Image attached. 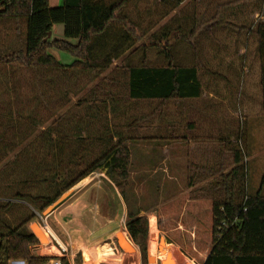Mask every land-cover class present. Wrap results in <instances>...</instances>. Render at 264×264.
Returning <instances> with one entry per match:
<instances>
[{"label":"trees","instance_id":"16d2710c","mask_svg":"<svg viewBox=\"0 0 264 264\" xmlns=\"http://www.w3.org/2000/svg\"><path fill=\"white\" fill-rule=\"evenodd\" d=\"M132 1L63 0L62 5L53 7L49 0H0V14L25 25L21 46L0 48V215L7 219L1 222L4 218H0V264H9L10 260L49 262L51 258L37 256L31 249L40 242L28 228L36 217L35 210L43 212L93 173L106 171L124 191L130 178L131 149L117 124L108 119V114L114 118L121 113L119 98L108 95L109 102L107 98L99 100L96 89L91 88L89 97H81L75 107L89 103V99L102 102L103 109L90 107V121L84 127L70 126L71 117L77 116L72 115V109L62 111L56 119L50 116L45 126L44 109L49 108L46 104L50 97H67L71 93L78 96L81 75L93 78L128 52L135 53L134 47L148 30L142 27L140 15L134 18L124 13ZM56 24L64 25L65 39L48 37ZM166 28L151 34L149 42L160 49L165 65H147L145 53L144 64L123 67L129 100H185L202 95L198 67L176 63L173 53L161 48L162 43L169 42L171 31ZM249 31L258 40L264 113V21L256 22ZM146 45L142 42L138 47L146 49ZM50 48L68 52L75 61L69 66L61 64L49 53ZM93 120L100 122V129L91 127ZM229 130L235 138L231 141L229 136L228 141L232 144L233 167L226 174L220 173L217 187L223 192L218 191L221 196L213 197L211 204L208 250L199 256L191 244L182 245L174 238L169 242L180 244L198 264H264V176L260 190L255 195L248 194L246 152L240 145L246 131L232 124ZM26 205L33 209L23 215L22 207ZM156 212L162 229V209ZM179 220L184 224V218ZM126 229L141 248L143 264H148V217L129 212ZM59 259L61 264H71L65 255Z\"/></svg>","mask_w":264,"mask_h":264},{"label":"rangeland","instance_id":"374dc122","mask_svg":"<svg viewBox=\"0 0 264 264\" xmlns=\"http://www.w3.org/2000/svg\"><path fill=\"white\" fill-rule=\"evenodd\" d=\"M212 5L211 0H201L199 2L189 0L164 17L165 11L170 9V5L165 0L132 1L126 7L124 13L129 16L131 14L134 18L138 15L141 16L140 23L148 31L147 35L137 44L146 43V49L143 46L140 48L138 45L135 46L133 49L135 50L134 54L128 52L117 60V65H113L110 69L97 74L93 78L81 75L77 88L79 89L78 96L73 93L67 97L62 94L57 98L49 96L50 101L46 104L49 108L45 107L44 109V118L47 121L45 126L49 124L50 116H52V119H56L62 111L72 109L70 111L72 115L76 113L77 116L71 117L70 126L72 128L84 127L89 124L90 120L87 115L91 113V108L94 110L95 107L100 106L103 109L102 102H90L89 99L87 100L89 103L84 102L75 107L81 97H89L91 88L96 89L99 100L107 98L109 102L110 95L119 98L118 107L121 113L114 118H111V115L108 114V119L111 124H117L118 131L126 138L125 144L131 149L130 178L125 184L123 192L116 186L106 171L95 172L103 173L105 177L95 176L90 182L107 186L109 194L114 195L116 198L110 200L113 204H117L118 209L120 208L118 220L121 221V225L119 230H115V241L123 247L125 253L122 257L118 256L114 264H143L144 262L141 248L132 241L126 229L128 213L131 211L140 212L141 215L148 217L149 231L146 258L148 264H193V262L198 264L197 260L192 259L185 253L180 244L169 242V238H174L185 246L191 244L193 252L199 256L204 255L209 248L211 241L210 225L212 222L211 204L213 197L218 198L221 196L218 191H222L217 187L221 180L220 173L224 172L226 174L233 167L232 144L228 141L229 136H234V134L229 133L231 131L229 126L231 124L237 127L241 125L240 116L226 112L227 98H223L222 93L218 98H212L211 96L213 86L216 84L212 76V70L215 69L213 66L214 49L217 45L215 40L219 37L220 43H227L226 36L225 34L222 35V32L215 34L213 30L209 32L205 30L211 28L209 22L212 21L213 23L211 17ZM247 5L252 9L254 15V11L262 10L264 0H251V3ZM5 17V14H0V48L21 46L24 40L25 25L23 22L16 23ZM247 17V21L245 20L243 24L249 28L256 22L262 21L260 18H255V16ZM230 21L233 22V25H236L235 27L240 26L242 23L237 19H230ZM180 24H183L181 26L183 27L181 28L183 29L182 32H178L179 28L177 29ZM57 25L59 24L54 26ZM165 27H168L167 30L171 28L170 30L173 31L168 37L169 42L162 43L161 48L163 47L162 49L172 52L176 63L198 67L203 89L202 95L197 99L185 100H129L123 67L127 65L139 66L144 63L151 66L165 65L166 59L164 55L159 54L160 49L149 45L150 35L161 33ZM233 36L229 43H234L235 40L236 43L231 46L229 51L223 49L226 56L231 55L233 51L238 52L242 46L243 36L238 34H233ZM54 37L64 39V35H59L55 29L52 38ZM256 41V36L249 31L248 42L252 45L253 50L249 51L248 54L249 60L246 66H249L250 69L248 72L249 79L246 82L249 89H251L250 103L254 108V112L246 120L247 130L244 128V131L248 132V142L246 135L244 142L239 143L244 146L247 155L244 163L247 166V192L250 195H255L260 190L264 175V115L260 112V107L262 109L260 90L262 88L259 77L260 61L255 48ZM49 53L54 56L61 54L63 58H58V62L61 64H72L69 63L72 61H69L70 56L65 51L49 49ZM145 53H147V60L143 63ZM234 64L235 69L232 74H235L241 65L239 60H235ZM116 68L118 70H115ZM218 84L220 88L225 89L222 92L226 93L229 85L233 84L232 86H234L236 83L219 82ZM84 85L87 86L80 89ZM235 100L237 103L238 99ZM68 102L69 104H67ZM215 109H218L219 113H212ZM50 112L52 114H49ZM166 123L181 124L182 127L178 126L177 130L169 131L166 129L167 126L166 128L164 126ZM90 125L92 128H96L100 125V122L93 120ZM170 133H172V136H178V140L182 139L181 137L186 138L182 140V146L175 148L176 154L180 152L182 155L165 153L167 139H155V135H157L156 137L169 136ZM221 139H224L230 145L221 142L223 141ZM116 140L117 137L114 138V141ZM247 143L253 151L248 149ZM221 166L223 167L220 168ZM76 186L65 192L67 194L65 199L61 200L64 193L49 207L54 210L63 204L76 190ZM103 198L106 197L103 196ZM49 207L43 212L35 210L36 217L30 223L31 225H37L43 232L46 238L43 243H47L49 239L39 225L42 224V216L47 215L48 212L46 211ZM29 208L30 206H23L22 214H29L32 207ZM159 208L162 209V217L164 216V228L162 227V229L159 226V217L156 212ZM151 216H155L157 222L158 233L155 236L150 233ZM1 217L2 215H0ZM2 218L1 222H7L6 216ZM182 218L185 219L184 224L179 220ZM110 232L113 234L114 231L109 230ZM53 242L55 241L53 240ZM106 242L107 240L103 238V242L98 245L97 252L99 255L102 244L104 251L109 249ZM162 242L163 245H161ZM129 247H132V252L128 251ZM61 255L64 256L65 253Z\"/></svg>","mask_w":264,"mask_h":264},{"label":"crops","instance_id":"0c3cea01","mask_svg":"<svg viewBox=\"0 0 264 264\" xmlns=\"http://www.w3.org/2000/svg\"><path fill=\"white\" fill-rule=\"evenodd\" d=\"M176 1L177 0H169V3L167 2L168 5H170V9L165 11L164 17L169 15L171 11L175 10L177 7L183 5L189 0H180L177 6H173ZM199 1L201 0H197V2ZM211 1L213 2L211 12L213 23L212 21L209 22L208 24L211 23V28L205 30L206 32L213 30L215 34H219L220 32H222V35L225 34L228 43V45L227 43H220L219 37H217V39L215 40L217 45L214 49L215 52L213 56V66L215 69L212 70V76L213 81L216 84L215 86H213L211 96L212 98H218L222 93V97L227 98L226 112L232 115L240 116L241 129L246 128L247 130L246 120L248 119V116L252 112H254V108L250 103L252 96L251 89H249L248 83L246 82L249 79L248 72L250 67H247L246 65L249 60V51H252L253 48H251L252 45L248 42L249 27L247 25H244L243 23H245V20L247 21V16H255V18H260L262 21H264V5L262 6V10L254 11L253 15L251 11L252 9L249 7V5L246 6V4L251 3V0ZM49 4L50 6H60L63 4V0H49ZM230 19H237L242 23L240 26L235 27L236 25H233V22H231ZM182 25L183 24H180L177 27V29L179 28L178 32H182ZM212 25L214 26L212 27ZM54 29L59 35H64L63 24L53 26L52 35ZM170 31L172 33L173 30ZM233 34L242 35L244 40L242 41V46L240 47L238 52L233 51L231 55L226 56L223 49L229 51L231 46H234L236 43V40L234 41V43H229L230 39L234 37ZM52 39L63 38L54 37ZM257 47L258 40L255 44L256 55L258 56ZM66 53L70 56L69 61H72L69 63H73L75 61V58L68 52ZM54 57H56L57 60L58 58H63L61 54H56V56ZM64 58L66 59V61H68L66 57ZM235 60H239L241 65L238 67L239 70L235 74H232V71L235 69ZM257 62L259 64L258 59ZM69 65L71 64H68L66 66ZM115 65H117V61L114 62V66ZM219 82H235L236 84H234V86H232L233 84H228L229 88L226 89V93H224L222 91L225 89H222L223 87L220 88L218 84ZM260 92L261 98L262 90H260ZM235 99H238L237 103ZM232 100H234L233 103ZM214 112L219 113L218 109L212 111V113ZM260 112H262V114L264 115L261 107ZM164 126L165 128L167 126L166 129H168L169 131L175 129L177 130L178 126L182 127L181 124L179 125L176 123H166L164 124ZM246 135V140L248 142V132H246ZM156 136L157 135H155V139H157ZM164 137L165 139H167L164 152L167 154L170 153L172 155H175V148L178 146H182L183 139L178 140V136H172V133H170L169 136L166 135ZM230 140L234 141V136H231ZM247 147L249 150H251L248 143ZM177 154L181 153L178 152ZM95 176L105 177L103 173H95L94 175L92 174L89 177L85 178L77 184V186L75 187L76 190H74L73 194H71V196L63 204L56 207L51 213L45 215V217L43 216L44 219H42V224H40L39 226L47 235L49 241L47 243H43L39 239L40 242L38 244L32 245L31 249L35 255L49 257L51 258L49 262H51L53 259L62 254L60 244L57 242L58 240L68 250L66 251L65 256H67L71 264H89V262H91V264H114L118 256H124L125 251L123 250V247L119 246V244H117V242L115 241V230H119V227L121 225V221L118 220V216L120 215L118 214L120 208L118 209L116 207L117 204H113V202L111 201L115 200L116 198L114 195L109 194L110 192H108L107 186L90 183L91 180L95 178ZM103 196L106 198H103ZM44 221L47 222L52 228L53 235L57 239L56 241L45 231ZM32 226L33 225L29 224L28 228L33 232ZM109 230H112V232L114 231L113 234L111 232L109 233ZM103 238L107 240L106 245H109V249L104 251V249L102 248V244L99 255V253L97 252V247L101 244V242H103ZM53 240L55 242H53ZM131 248L132 247L128 248L129 252L133 251L131 250ZM56 251L60 253H57ZM49 262H47L46 264H48ZM9 264H27V262L24 260H10Z\"/></svg>","mask_w":264,"mask_h":264},{"label":"built area","instance_id":"2783aa9c","mask_svg":"<svg viewBox=\"0 0 264 264\" xmlns=\"http://www.w3.org/2000/svg\"><path fill=\"white\" fill-rule=\"evenodd\" d=\"M99 172H101V171H99ZM95 173H93V175H94ZM42 219H44V217L42 216ZM44 229H45V231L56 241L57 239H56V237L53 235V233H52V228L50 227V225L47 223V222H45L44 221ZM57 242L60 244V247H61V252H62V254L63 253H66V251H67V249L65 248V246L64 245H62L58 240H57ZM62 255H60V256H58V257H56L55 259H53L51 262H49L48 264H61V261H60V259H59V257H61Z\"/></svg>","mask_w":264,"mask_h":264},{"label":"water","instance_id":"95a60500","mask_svg":"<svg viewBox=\"0 0 264 264\" xmlns=\"http://www.w3.org/2000/svg\"><path fill=\"white\" fill-rule=\"evenodd\" d=\"M52 36V32L49 33L48 37H51ZM47 40V39H46ZM67 197V194L65 193L62 197H61V200L65 199ZM53 210L49 207L48 210L46 212H48L47 214L51 213ZM32 229H33V233L42 241V242H45L46 241V238L43 234V232L39 229V227L37 225H33L32 226ZM150 260V258H149ZM151 261V260H150Z\"/></svg>","mask_w":264,"mask_h":264},{"label":"bare ground","instance_id":"6f19581e","mask_svg":"<svg viewBox=\"0 0 264 264\" xmlns=\"http://www.w3.org/2000/svg\"><path fill=\"white\" fill-rule=\"evenodd\" d=\"M151 219H152V221H151V226H150V233H151V235L152 236H155V235H157V233H158V229H157V222H156V218H155V216H151ZM52 231V230H51ZM52 233H53V231H52ZM155 241V240H154ZM161 245H163V242L161 243ZM162 249V248H161ZM193 262V261H192ZM168 263V262H167ZM193 264H196V263H194L193 262Z\"/></svg>","mask_w":264,"mask_h":264}]
</instances>
